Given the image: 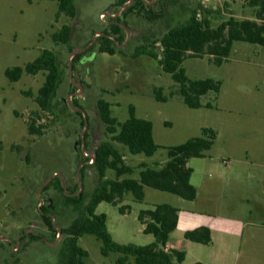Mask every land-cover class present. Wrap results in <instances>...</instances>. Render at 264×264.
Listing matches in <instances>:
<instances>
[{
    "label": "rangeland",
    "instance_id": "obj_1",
    "mask_svg": "<svg viewBox=\"0 0 264 264\" xmlns=\"http://www.w3.org/2000/svg\"><path fill=\"white\" fill-rule=\"evenodd\" d=\"M72 1L77 10L75 18L65 14L55 18L57 0H0V171L8 180L0 179L1 264H55V251L62 237L48 243L30 235L44 234L47 238L52 235L40 219L39 204L53 200L56 214L53 223L58 228L66 226L76 215L70 208L59 205L62 198L57 190L53 187L44 190L53 178L65 184L66 193L78 190L82 183L85 194H90L96 185L93 169L85 168L81 177L78 166L82 161L77 149L78 140H83L92 152L100 141L108 138L95 107L99 98L109 103L111 116L120 123L128 118L130 105L137 118L152 123L153 138L159 148L151 156L127 151L126 162L132 167L139 162L151 168L160 166L167 159L168 147L201 136L203 128L212 129L216 137L204 159H192L196 176L222 173L234 165V159L246 153L251 169L264 163V46L234 42L229 57L220 66L213 64L207 55L186 58L181 67L188 79H212L220 83L219 93L201 96V107L197 109L183 103L177 93L178 85L155 59L146 55L132 57L137 46L159 52L157 41L162 34L184 21L188 10L198 4L211 10L226 8L237 20L253 19L254 9L247 5V0H126L122 5L125 0ZM100 14L105 15L102 19L105 23L100 21ZM154 14L157 17L152 19ZM227 17L226 14L211 17V27L215 28ZM116 20L122 28L117 35L121 43H116L115 54L98 52L97 37ZM62 26H68L70 32L72 29V53L51 39ZM42 49L54 51L63 65L65 77L57 96L68 108L65 113L57 110L51 116L38 110L33 96L44 80L43 72L23 73L17 82H9L4 76L5 69L23 67ZM76 53L80 57L73 63L71 56ZM155 88L162 89L165 102L155 100ZM28 92L33 96H27ZM74 100L80 109L72 106ZM80 110L87 118L86 131L80 125L82 116L75 114ZM27 124H34L40 134L29 135ZM138 171L135 169L130 178L137 179ZM63 174L68 175L67 179ZM112 176L113 171L108 170L106 178ZM144 190L141 202L125 193L119 204L129 206L124 214L111 204H98L95 213L106 215V226L115 242L152 243L153 237L142 232L143 226L137 219L139 211L180 200L149 187ZM254 217L259 219L257 214ZM261 233L252 245L253 252L241 251L235 264H264V231ZM17 241L19 249L13 252L10 244ZM78 244L88 254L87 264H116L121 256L116 252L102 256L101 241L92 235L80 237ZM206 252L207 249L203 255H189L183 264H193L197 258L206 260ZM125 264H134L133 258L129 257Z\"/></svg>",
    "mask_w": 264,
    "mask_h": 264
},
{
    "label": "trees",
    "instance_id": "obj_2",
    "mask_svg": "<svg viewBox=\"0 0 264 264\" xmlns=\"http://www.w3.org/2000/svg\"><path fill=\"white\" fill-rule=\"evenodd\" d=\"M127 1H123L121 5ZM57 2L58 9L55 18L61 14L75 18L77 10L72 0H57ZM247 5L254 9L253 19L237 20L226 8L224 10L220 8L211 10L198 4L196 8L188 10V17L184 21L168 28L162 34L157 41L160 44L159 52L145 46H137L132 57L146 55L155 59L162 71L169 74L178 85L177 93L183 103L191 109L200 108L199 98L208 92L218 94L220 83L212 79H188L181 67L182 62L186 58H199L207 55L213 64L220 66L229 57L234 42L264 46V0H247ZM222 14L228 16L227 20L212 28L210 18ZM197 15L200 17L198 18ZM156 17L157 15L154 14L152 19ZM120 27L118 20L111 22L108 31H103L102 35L97 37L100 42L98 52L109 55L115 54L116 43H121V38H117ZM69 36L70 28L62 26L59 31L51 35V39L55 44L64 45L69 53H72L73 49L70 46ZM79 57L80 55L76 53L72 56L71 61L74 63ZM39 72H43L44 80L37 89L36 95L33 96L29 92L26 95L33 96L38 110L42 113H48L51 116L55 115L57 110L65 113L68 108L57 96V92L64 81L65 72L58 55L54 51L42 49L37 57L23 67L5 69L4 76L9 82H17L23 73L36 75ZM72 90L75 91L76 89L73 87ZM153 93L156 101L165 102L167 100L163 96L161 88H155ZM72 106L80 109L76 100L72 102ZM206 107H210V104H207ZM96 109L101 122L104 124L105 134L108 136L107 141L99 142L92 150L94 163L92 166H88L96 173V185L90 194H85L82 183L80 193H77L76 189L66 193L67 189H63L60 180L53 178L44 190H48V187L57 190L62 198L59 205L70 208L76 215L68 225L58 228L56 223H53V219L56 220V214L54 213V202L51 199L46 205L42 204L39 207V216L43 224L52 231V235L47 238L44 234H39V236L32 234L30 237L51 243L55 239L56 231L54 228H58L62 239L58 245L57 264H87L88 254L78 244L79 238L84 235H92L101 241L100 253L102 256L106 257L111 252L121 254L116 259V264H125L129 257L133 258L134 264H182L185 259L183 251L165 250L169 236L176 228L178 213L176 208L167 204H157L151 209L139 211L137 219L143 226L142 232L151 235L154 239L152 243L147 245L115 242L107 229L106 215L97 214L95 210L98 204L105 202L117 207L119 213L124 214L129 211V206L119 205L123 195L131 193L134 201L141 202L144 199V187L170 193L186 201H193L196 190L189 182L192 170L187 167V161L191 158H203L205 152L212 147L216 133L212 129L203 128L201 136L168 147L167 160L160 168H151L141 164L138 166L140 171L137 180L120 179L122 176L133 174L134 168L124 163L122 154L114 147L113 143L124 146L133 155H153L159 147L154 143L152 137V123L137 118L132 105L128 107V118L122 123L111 116L110 105L103 99L96 100ZM75 114L81 117L79 112H75ZM80 125L83 127V119ZM27 133L39 135L40 131L38 133L34 124H27ZM80 144L81 141L78 140L77 151L81 159ZM84 146L86 150L89 149L85 142ZM85 168L87 166L80 169V175L84 173ZM107 170L114 172V179L106 178ZM184 238L190 242L203 245H208L211 242L210 232L207 228L187 231L184 233ZM20 240L22 241L24 238ZM194 264L203 263L196 262Z\"/></svg>",
    "mask_w": 264,
    "mask_h": 264
},
{
    "label": "crops",
    "instance_id": "obj_3",
    "mask_svg": "<svg viewBox=\"0 0 264 264\" xmlns=\"http://www.w3.org/2000/svg\"><path fill=\"white\" fill-rule=\"evenodd\" d=\"M107 140L108 138L102 141ZM113 145L120 151L122 160L128 165L126 162L127 149L118 143H113ZM192 159L187 161V167L192 170L189 182L195 188L196 196L193 201H186L179 197L180 200H173L172 203L167 204L176 208L178 213L176 228L170 234L165 250L183 251L185 253L183 263L189 255L193 253L203 255L204 250L207 249V259L197 258L193 261V264L196 262L203 264H235L241 255V251L244 254L253 252L252 245L257 238L262 236L261 232L264 231V163L259 165L257 169H251L250 156L249 153H246L244 157L234 159V165L226 168L222 173L214 172L211 176H196V171L191 165ZM165 162L155 168H160ZM222 163L227 165L228 162L223 161ZM141 164L144 163L139 162L136 167L133 166L134 170L140 171L137 167ZM1 176L3 175L1 174ZM63 176L66 179L68 177L67 174H63ZM130 176L132 174L122 176L120 179L130 178ZM114 178L113 172L112 178L107 179L112 180ZM0 179L7 180L4 176ZM225 187L230 188V190L227 191ZM63 189H66L65 184H63ZM228 197L230 199H227ZM255 214L259 215V219L254 217ZM197 228H207L209 230L211 242L208 245L190 242L184 238L185 232ZM54 256V262L57 264L58 250L55 251Z\"/></svg>",
    "mask_w": 264,
    "mask_h": 264
},
{
    "label": "built area",
    "instance_id": "obj_4",
    "mask_svg": "<svg viewBox=\"0 0 264 264\" xmlns=\"http://www.w3.org/2000/svg\"><path fill=\"white\" fill-rule=\"evenodd\" d=\"M107 16H109V17H111L112 15H107ZM105 17V15L104 14H100L99 15V19H100V21H102V19ZM113 17V16H112ZM102 23H105V22H103L102 21ZM71 98V96L69 97V99ZM80 114H81V116H82V119L85 121H87V119H86V116H85V114H84V112L81 110V111H78ZM83 129H84V131H86V129H87V126L85 127L84 125H83V127H82ZM82 139V138H81ZM81 141V144H80V146H79V148H80V154H81V161L82 162H80V164H79V170L82 168V167H85V166H92L93 165V163H94V154H93V152H89V150H86L85 149V146H84V141L83 140H80ZM54 175V174H53ZM54 177V176H53ZM62 183V182H61ZM81 190H82V186H81V184H79V186H78V192L77 193H80L81 192ZM42 204H39V207L41 206ZM53 222H54V219H53ZM55 229V231H56V233H55V239L57 240V239H59L60 238V233H59V230H58V228H54ZM11 245V250L13 251V252H17L18 251V249H19V243H18V241L17 242H15V243H11L10 244Z\"/></svg>",
    "mask_w": 264,
    "mask_h": 264
},
{
    "label": "water",
    "instance_id": "obj_5",
    "mask_svg": "<svg viewBox=\"0 0 264 264\" xmlns=\"http://www.w3.org/2000/svg\"><path fill=\"white\" fill-rule=\"evenodd\" d=\"M71 34H72V29H71V32H70V36H69V40H70V38H71ZM112 39V38H111ZM72 57V56H71ZM70 75H71V72H70ZM81 111V110H80ZM84 126L86 127L87 126V122H86V120L84 121Z\"/></svg>",
    "mask_w": 264,
    "mask_h": 264
}]
</instances>
